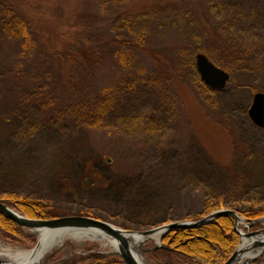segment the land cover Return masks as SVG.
Wrapping results in <instances>:
<instances>
[{
  "label": "rangeland",
  "instance_id": "1",
  "mask_svg": "<svg viewBox=\"0 0 264 264\" xmlns=\"http://www.w3.org/2000/svg\"><path fill=\"white\" fill-rule=\"evenodd\" d=\"M38 1L27 6L33 21L45 15L65 19L76 10L94 39L118 36L110 33L114 19L145 16L149 24L133 26L145 34L140 41L119 33L121 41L126 39L128 44H118L99 61H88L87 65L82 58L67 60L74 73L69 80L54 69L58 60L42 56L39 47L34 58L25 61L28 69L18 68L24 62L15 60L19 41L0 33V115L10 118L15 144L4 168L22 172L20 181L7 173L0 181L1 191L36 196L59 210V216L90 211L94 218L139 231L175 220L195 221L191 218L201 210V201L208 193L224 196L227 202L239 201L243 208L264 206V129L253 125L247 115L253 94L240 86L242 76L232 58L214 50L216 45L200 30L207 27L218 38L221 35L240 45L244 42L240 31L245 29L254 42H262L264 0H216L222 4L217 11L209 10L205 0ZM239 11L248 15L242 23L233 16ZM139 44L154 50L156 57ZM198 52L233 73L232 84L228 80L221 90L205 85L194 64ZM38 65L39 73L33 69ZM46 71L47 76L43 74ZM262 72L253 71L254 84H264ZM47 77L55 80L49 88L44 87ZM100 102L106 103L105 112L96 110ZM245 137L253 141V148L235 143V151L230 140ZM86 158H94L104 172L120 177L143 163L148 169L145 192L137 196L133 190L122 189L111 199L85 192L75 180L72 186L69 174L74 173L77 180L83 176ZM246 172L252 176L247 178ZM66 184L71 187L62 190ZM261 227L264 221L249 229L239 225L238 230L247 233ZM23 229L31 240L13 245L0 237V247L22 252L34 248L37 231ZM157 244L152 236L140 245L143 264L159 262L148 254ZM93 251L107 254L115 249L103 241L68 236L44 262L60 264Z\"/></svg>",
  "mask_w": 264,
  "mask_h": 264
},
{
  "label": "trees",
  "instance_id": "2",
  "mask_svg": "<svg viewBox=\"0 0 264 264\" xmlns=\"http://www.w3.org/2000/svg\"><path fill=\"white\" fill-rule=\"evenodd\" d=\"M36 1L37 0H0V33L9 39L19 41V52L15 60L18 58V60L24 62L19 63L18 68L24 71L28 69L26 66L28 59L30 57L34 58V53H36L34 50L39 47V49L42 50V56L44 55L46 58L50 57L58 60L57 69H54L59 70L58 72L68 80L72 79L74 73L72 72V67H67V60L75 61L77 58H82L85 63L87 62V65L89 63L88 61H99V59H103L105 54L113 52V50L118 48V44L121 46L128 44L126 39L121 41L122 35L119 33L124 32V34L131 37L133 36V38L135 37L136 40L140 41L144 38L145 34L143 30L135 31L133 26L136 24H149L147 23L149 19L145 16H134L133 18L124 17L120 20L114 19L111 23L112 28H110V33L118 34V36L108 38L102 36L98 39H94L91 35L92 32H89L90 29L85 23L82 24L80 22L81 18L76 10L70 13L68 18L65 19L56 20L55 17L51 15H45L43 18L38 17L33 21L27 13V9H29L27 6L30 5L31 2L36 3ZM119 1L121 3H126L131 0ZM205 1L208 4L209 10L217 11L222 5L221 2L217 4L216 0ZM38 2L42 4L44 1L39 0ZM218 5L219 8L215 9ZM102 7L104 9L105 4H102ZM233 16L239 19L241 23L246 21L248 17L247 13L243 11L236 12ZM39 25H44L47 29H42ZM240 29L242 28L239 27L238 30ZM200 30L207 39L213 41V45H216L213 47L214 50H221L227 53L230 59L232 58L234 67L242 76V80H240L242 89L247 87L248 92L253 95L255 91L264 92V84L260 86L251 81L253 71L256 70L258 73L264 72V55L261 57L264 53V40L262 42H254L252 37H248L247 31L243 29L240 33L243 36L241 39L244 40V42L238 45L233 39L229 41L226 40L227 37L225 38L221 35L218 38L216 35H213L212 31H209L207 27H200ZM115 43L117 44L115 45ZM252 46H254V50H251ZM138 47L146 51L152 57H156V52L154 50L144 47L143 44H139ZM260 50L262 52L259 53L258 51ZM161 51L163 52V50ZM161 51L159 52L161 53ZM256 52L258 54H256ZM118 56L122 58L121 52L118 53ZM25 61L27 62L26 64H24ZM190 62H192V60H190ZM211 62L215 63L212 59ZM39 68L40 65H38L37 68L33 67L38 73ZM44 69L45 67H43L42 70L44 71ZM47 73L48 71L43 74L46 75ZM229 74V80L232 84L234 81H232L233 73ZM45 81V88L51 87L52 83L55 82L52 77H47ZM59 86H61V82ZM40 92L44 91L42 90ZM45 92L46 94L48 93V91ZM37 93L38 92L35 94ZM32 94L35 95L34 93ZM105 105L106 103L100 102L96 110L105 112L107 109ZM10 122V118L6 119L4 115H0V181L3 180L4 177H7V173L10 175L9 177L13 176L18 181L22 179V172L20 169L8 171L4 168L8 164V158H12V156L8 154L12 153L11 150H15L12 136L13 127ZM240 141H242V143ZM235 143L241 146L244 145V147L249 149L253 148V141L247 137L240 138L236 142H232V139L230 140V144L234 145V150L236 151ZM83 162L85 164L83 176L78 180L74 173L70 172L69 176L71 185L74 186L72 180H75V183L79 182V185L82 186L85 192L92 191L95 194L101 193L104 196H111L112 199L113 197H118L117 194H119L122 189L129 192L133 190L134 194L141 196L147 188L148 183H146L145 180V170L148 171V169H144V164L140 161V163L137 164V169L130 171L129 175L125 177H120L114 172L107 174L102 170V164L98 161L96 162L94 158H86ZM262 163L264 164V160H262ZM71 171L73 172V170ZM244 175H247V178L248 176H252L248 174V172ZM15 185H17L16 182ZM12 186L14 187L13 184ZM61 187L62 190H65L66 187L71 186L66 184ZM55 188L58 189V187ZM4 192V190H0V201L29 218L46 219L59 216L57 212L59 210L53 208L52 205L49 206L47 202H44L36 196L29 194L20 195L21 193L19 194L14 190L13 192ZM156 200L157 199H155L154 202ZM228 201L230 202H227L224 196L213 197L208 193L201 201V210L198 214L193 216L191 220L200 219L226 203H228V205L223 208L239 212L246 219L253 220L264 217V206L256 207L251 205L248 208H243L237 204L239 201ZM166 202L169 203L170 199L168 198L165 201V205H167ZM161 204L164 205L163 203ZM78 215L95 217L90 211L84 212L82 210H79ZM0 237L3 241L5 240V242L13 245H24L28 240H31L27 231H24L22 227L9 220L2 213H0ZM238 242L239 235L234 231V222L232 218L227 215L217 217L215 220L195 228H174V230L164 235L159 246H154L153 249H149L148 254L153 260H156V258L159 260L156 264H221L229 258L239 244ZM60 264H124V262L115 252L100 254L93 251L90 254L80 255L72 261H63Z\"/></svg>",
  "mask_w": 264,
  "mask_h": 264
},
{
  "label": "water",
  "instance_id": "3",
  "mask_svg": "<svg viewBox=\"0 0 264 264\" xmlns=\"http://www.w3.org/2000/svg\"><path fill=\"white\" fill-rule=\"evenodd\" d=\"M194 64L196 66L197 73L200 75L201 81L207 85L210 89L221 90L227 84L230 78L222 68H219L204 53L198 52L195 55ZM250 107L247 110L253 125L264 129V92L255 91L252 97ZM0 213L4 214L9 220L15 222L22 228L27 227L32 231L43 230L44 234L52 235L61 231H76L85 232L87 234L92 233L95 235H102L107 239H113L115 241V253H117L124 264H138L136 258L132 255V247L130 240L132 237H137L141 240L140 245L145 240L156 236L157 246L160 245L161 238L166 233L174 228H195L206 223L215 220L220 216H230L234 222V231L240 235L239 244L237 248L231 253L229 258L221 264H264V260L260 261L261 256L264 255V227L259 230L248 231L247 233L238 230V226L249 229L260 221H264V217H259L253 220L242 218V216L232 209H218L206 216L196 219L195 221H174L163 223L161 226L153 227L148 230H128L117 227L112 223H108L102 219H97L91 216L82 215H67L56 216L54 218H29L26 215H22L15 209L10 208L8 205L0 201ZM40 237L36 246L40 243ZM243 243V245H242ZM31 251H34V249ZM0 264H10L8 261L0 259Z\"/></svg>",
  "mask_w": 264,
  "mask_h": 264
},
{
  "label": "bare ground",
  "instance_id": "4",
  "mask_svg": "<svg viewBox=\"0 0 264 264\" xmlns=\"http://www.w3.org/2000/svg\"><path fill=\"white\" fill-rule=\"evenodd\" d=\"M40 237V243L36 246L34 251L22 252L20 250H13L7 246L0 247V259L8 261L10 264H45L44 259L47 257L51 250L58 248L63 242L65 237L73 239H95L103 241L112 248H115V241L107 239L102 235H95L92 233L76 232L72 230L57 232L52 235L44 234L43 230L37 231ZM141 240L137 237H132L130 240L132 247V255L136 258L138 264H143L141 258ZM243 245V243H242Z\"/></svg>",
  "mask_w": 264,
  "mask_h": 264
}]
</instances>
